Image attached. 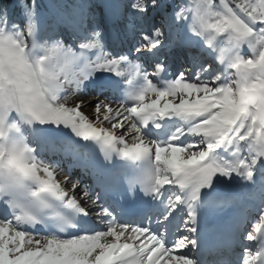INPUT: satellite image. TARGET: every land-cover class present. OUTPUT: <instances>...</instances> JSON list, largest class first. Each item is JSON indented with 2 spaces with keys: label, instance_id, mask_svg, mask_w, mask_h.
<instances>
[{
  "label": "snow or ice",
  "instance_id": "1",
  "mask_svg": "<svg viewBox=\"0 0 264 264\" xmlns=\"http://www.w3.org/2000/svg\"><path fill=\"white\" fill-rule=\"evenodd\" d=\"M91 7L0 0V264H264V0ZM77 141L105 164L73 152L58 179ZM249 183L251 202L224 191Z\"/></svg>",
  "mask_w": 264,
  "mask_h": 264
},
{
  "label": "bare ground",
  "instance_id": "2",
  "mask_svg": "<svg viewBox=\"0 0 264 264\" xmlns=\"http://www.w3.org/2000/svg\"><path fill=\"white\" fill-rule=\"evenodd\" d=\"M72 102H73L72 100H69V101H68V103H70V104H71ZM83 111H85L86 114L91 115V111H92V110L89 109V108H84Z\"/></svg>",
  "mask_w": 264,
  "mask_h": 264
},
{
  "label": "rangeland",
  "instance_id": "3",
  "mask_svg": "<svg viewBox=\"0 0 264 264\" xmlns=\"http://www.w3.org/2000/svg\"><path fill=\"white\" fill-rule=\"evenodd\" d=\"M73 103V102H72ZM104 127H107V128H110V125L109 124H104L103 125Z\"/></svg>",
  "mask_w": 264,
  "mask_h": 264
}]
</instances>
